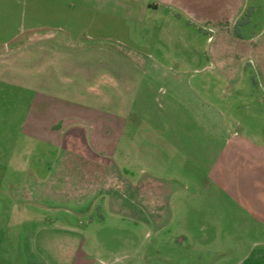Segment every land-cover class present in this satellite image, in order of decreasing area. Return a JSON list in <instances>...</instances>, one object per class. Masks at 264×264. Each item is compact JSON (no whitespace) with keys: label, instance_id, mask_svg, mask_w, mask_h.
Returning a JSON list of instances; mask_svg holds the SVG:
<instances>
[{"label":"crops","instance_id":"crops-1","mask_svg":"<svg viewBox=\"0 0 264 264\" xmlns=\"http://www.w3.org/2000/svg\"><path fill=\"white\" fill-rule=\"evenodd\" d=\"M97 1L98 4L93 0L77 4V0H0V80L17 84L29 96L20 103L25 114L18 118L16 135L10 134L13 138L9 144L0 147V192L5 198L0 199V205L4 204L0 217L15 219L9 233L16 236L23 231L19 225L25 221L27 201L33 194L29 193L30 179L37 185L33 191L37 198L31 199L43 205L38 215L44 210L53 211L56 219L63 215L74 220L76 211L92 212L98 202L100 211L96 215L101 222L111 217L124 226L128 224L124 219L157 217L164 207L158 206V202L179 197L165 188L173 177L162 172L166 169L156 154V134H160L157 127L161 126L157 123H182L187 119L179 114L141 113L142 108H151L157 100L150 98L153 93L150 85L142 90L146 67L142 70L132 52L138 66L126 60L131 48L118 46L121 37L103 28L107 20L102 19L104 12L91 16L92 11L107 8L106 0ZM244 2L139 0V7L151 10L152 15L163 8L165 18L177 23L181 19L172 14L179 9L192 17L189 16L188 23L207 21L214 31L206 68L189 75L183 67L169 71V67L154 66L147 72L151 77L149 83L157 76L166 83L175 76L165 85L168 99H192L193 105L202 108L207 98L213 101L207 106L214 107L215 95L220 101V95L231 94L216 82L210 86L204 81L207 71L218 82H235V89L249 75L248 82L253 80L257 87L246 84L247 90H264V35L253 34L245 41L238 39V44L230 43L233 34L228 25ZM128 3L120 2L124 8L129 7ZM91 22L85 43L72 44L70 37L61 36L62 29L70 34L76 31L75 27ZM162 30L158 28L159 36ZM116 47L118 50H113ZM20 50H29L30 54L21 58L28 61L18 69L21 61L15 57L22 53ZM11 59L16 62L11 63ZM247 61L249 68L244 67ZM259 99L256 105L263 101ZM197 116L204 120L203 115ZM0 118L17 122L7 116ZM176 132L172 137L164 132L168 140L159 145L177 154L188 144L182 131ZM239 185L262 189L245 196L234 190L228 195L234 206H229L225 214L207 207L202 215L198 246L212 251V256L201 264H264V181L230 183L232 188ZM196 199L199 203L205 196L197 193ZM207 200L222 202L215 194L208 195ZM133 222L128 224L130 228L140 226L138 220ZM206 228L212 229V233Z\"/></svg>","mask_w":264,"mask_h":264},{"label":"rangeland","instance_id":"rangeland-1","mask_svg":"<svg viewBox=\"0 0 264 264\" xmlns=\"http://www.w3.org/2000/svg\"><path fill=\"white\" fill-rule=\"evenodd\" d=\"M50 1L52 0H45ZM77 1L78 4L90 3L91 0ZM106 1L104 4L107 8L92 11L91 16L96 12H104L102 19L107 20L103 28L112 35L121 37L118 40L121 44L118 46L126 50L131 48L126 59L129 62L136 64L132 52L137 55L142 70L146 67L147 72L154 66L169 67V71L183 67L191 75L208 66L214 33L209 22L190 24V15L176 9L172 15L181 21L175 23L165 18L163 8L156 15H152L151 10L145 7L140 8L139 0ZM120 2H129V7L124 8ZM94 3L98 4V1ZM132 6L134 8L129 9ZM159 18L162 19L161 25ZM92 23L87 26L81 24L70 34L62 29L61 36L70 37L74 41L72 44L85 43L84 36ZM159 27L163 29L160 36L157 31ZM228 28L233 34L230 43L238 44V39L245 41L253 34L264 35V0H245L242 9L234 16ZM117 47L111 49L116 50ZM23 51L20 50L22 53L15 57V60L21 61L18 69L28 61L21 58L30 54L29 50ZM234 59L236 60L235 57ZM15 60L11 59V63L16 62ZM248 66L249 61L244 64L245 68H249ZM147 72L144 73L142 90L150 85L153 89L150 98L155 97L157 100L151 108H142L141 113L157 116L179 114L183 119H187L182 123H157V126H161L157 127L160 134H156V154L165 166L163 168L166 171L162 172L173 177L165 188L169 189L170 194L174 193L179 197L172 201L171 198L158 202V206L164 207L157 217L124 219V223L129 225L134 224L133 220L140 222L139 227L132 229L128 224H117L111 217L101 222L96 215L100 211L98 202L94 203L92 212L84 209L76 211L74 220L63 215L56 219V212L53 211L44 210L42 215H38L43 208L42 204L31 199L37 198L34 193L37 185L30 179L29 193L33 194H30L27 201L25 221L19 225L23 228L22 233L17 236L9 233L15 219L0 217V264H201L204 259L211 258L212 251L202 250L198 246L202 234V215L206 213L207 207L225 214L229 206H234V202H230L228 198L234 190L238 195L245 196L262 189L258 186L250 189L242 185L232 188L230 183L233 180L264 181V90L248 91L247 85L250 83L253 88L257 87L253 80L248 82L249 75L244 77L247 81L243 79L239 88L235 89V82H218L215 75L207 71L204 81L210 83V86L216 82L231 91L228 96L227 93L220 95V101H217L215 95V110L213 106H207L213 102L211 98L206 99L203 108L202 105H193L192 99L169 100V90L165 85L170 84L171 78L175 76L167 83L159 76L149 83L148 79L151 77ZM242 75L243 73L241 77ZM160 86L165 87V90ZM26 92L11 81L0 80V116L17 121L0 118L2 148L13 138L10 134L16 135L20 124L18 118L25 114L20 103L29 97ZM259 98L263 101L256 105ZM196 114L203 115L204 120H200ZM213 114L215 116L212 118ZM180 130L188 144L182 147V153L176 154L173 149H165L159 145L168 140L167 135L172 137ZM164 132H167V135ZM174 173H177L176 177ZM157 176L163 178L159 174ZM197 193L204 195L205 200L198 203ZM214 194L220 197L222 202L216 204L207 200L208 195ZM0 199H5L2 192ZM3 207L4 204L0 205V212ZM205 223L211 228L207 220ZM205 231L212 233V229L206 228Z\"/></svg>","mask_w":264,"mask_h":264}]
</instances>
